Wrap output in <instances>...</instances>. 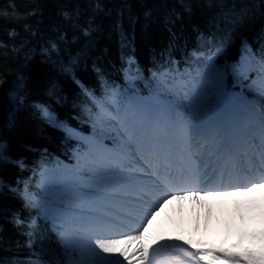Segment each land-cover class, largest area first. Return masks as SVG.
Wrapping results in <instances>:
<instances>
[{
	"label": "trees",
	"instance_id": "trees-1",
	"mask_svg": "<svg viewBox=\"0 0 264 264\" xmlns=\"http://www.w3.org/2000/svg\"><path fill=\"white\" fill-rule=\"evenodd\" d=\"M81 26H90L87 37ZM248 28L264 31V0H0V135L9 144L10 157L0 161V264L31 260L27 222L34 207L25 199L23 184L29 181L36 188L32 174L83 143L80 131L89 127L91 100L81 85L100 96L109 81L123 85L136 77L141 82L153 60L206 34L230 40L217 59L223 65L236 58L239 32ZM62 34L68 39L62 40ZM20 75L27 78L29 106L10 129L8 94ZM35 104L45 105L77 136L53 127ZM65 204L74 207L68 199ZM17 216L28 221L18 226Z\"/></svg>",
	"mask_w": 264,
	"mask_h": 264
},
{
	"label": "snow or ice",
	"instance_id": "snow-or-ice-1",
	"mask_svg": "<svg viewBox=\"0 0 264 264\" xmlns=\"http://www.w3.org/2000/svg\"><path fill=\"white\" fill-rule=\"evenodd\" d=\"M78 15V13L76 14ZM64 16L71 19V15L67 12ZM90 26H81V33L87 37L90 33ZM62 40H67L66 34H62ZM244 48L248 52L246 62L248 70L257 71L261 79V97L264 98V46L261 48L259 57L252 52L247 41H244ZM51 49L56 50L57 45L51 44ZM222 49L217 50L219 54ZM167 69L162 73H153L158 83L161 85L167 81ZM245 78H247L245 76ZM84 94L92 99L97 108L95 114V122L102 129H106L111 135V138L116 142L115 149L108 156V163L118 161L123 163L128 157L135 152L151 151L158 158L161 157V152L158 144L155 142L158 137H150L140 130L137 122H134L133 108L131 104L125 103L120 105L118 97L119 93L115 90L104 98H97L88 89L81 85ZM12 104L11 109L6 116V126L14 129L18 122V114L29 106L28 100V83L27 78L23 75L17 77V83L14 89L8 94ZM41 115L47 121L57 128H62L68 135L77 136L75 130L67 128L55 118L45 105L35 104ZM195 129L189 131L185 142V148L181 153V163L177 167L171 158L170 153H164L162 156L163 163L158 165L151 175L146 179L151 183H145L143 180L129 179L125 176L120 177H95L93 179L82 180L81 187L85 190L88 196H104L110 197L119 195L120 192H135L136 199L143 201L145 196L153 195L152 188H158L159 194L155 195L154 199L144 201L148 207L142 219L154 217L155 211L163 207L160 203H167L164 197L172 198L171 193L180 192L183 195L176 196L177 199H183L185 195L200 197L201 192L206 197L211 196H249L258 189H264V176L260 177V182L242 183L240 175L242 169L239 168L235 157H229L231 166L227 164L219 171V183L210 184L211 177L207 175L209 169L208 164H203L199 159L200 153L193 152L192 146L196 142ZM114 134V135H112ZM259 135L260 142L255 144V137ZM80 138V137H77ZM100 142L99 139H86L89 145H96ZM249 147L252 149V155L249 157V168H254L258 158L259 169L264 172V110L260 113L258 127L251 129L248 135ZM196 147H200L197 143ZM9 148L8 142L0 135V161L8 162L10 157L7 155ZM22 166V164H21ZM160 167L166 169L163 176L159 174ZM203 169V171L201 170ZM133 174L128 173V177ZM215 175V169H213ZM227 176L228 183H224ZM155 177V179H153ZM3 182L0 181V185ZM176 184H185L186 187L177 188ZM208 187H201V185ZM46 195L41 200L33 199L27 192L25 186V199L33 207L39 209L38 217H33L27 227L33 231H29L27 236L30 238L27 242V248L31 250V259L28 264H180L178 260L162 259V250L168 246L175 245L176 241H167L157 243L150 241L149 227L142 225L141 230H133L134 234H125L124 232L115 231V222L112 218L105 214H95L88 208L81 207L82 217L76 222V226L72 229L67 228L66 216L69 212V206L64 203L62 197H58L53 190L54 186L43 184ZM191 188H197V191H189ZM221 188H234L235 191H221ZM12 191H16L12 189ZM127 198H132L128 196ZM86 203V201H82ZM38 218H42L45 222H50L51 231H54L57 237V242L62 249L65 259L60 260L55 250H49L52 254V259H44L47 253L41 247L40 251H35L33 245L35 241L32 237L38 229ZM16 225H23V221L18 217L14 220ZM151 224V219H148V225ZM118 235L119 238H106L109 236ZM251 239L253 242L258 241L259 247L243 248L240 251H229L227 249L217 252L213 249H205L192 241L186 242L191 245V248L180 246L179 252L190 257L195 264H215V261L224 258L229 261V264H264V229L260 232L252 233ZM153 244L156 246L153 247ZM194 249V250H193ZM74 253H79V256H74ZM117 257L115 261L111 257ZM122 258V259H120Z\"/></svg>",
	"mask_w": 264,
	"mask_h": 264
},
{
	"label": "rangeland",
	"instance_id": "rangeland-1",
	"mask_svg": "<svg viewBox=\"0 0 264 264\" xmlns=\"http://www.w3.org/2000/svg\"><path fill=\"white\" fill-rule=\"evenodd\" d=\"M211 72V76L209 75V78L211 80L218 81L217 88H216V94L215 99H213V103L217 102V99L220 101L223 99L225 92L224 86L226 83V72L220 67L212 66L209 68ZM252 89V87H250ZM177 119L180 120L179 116L177 115ZM183 129V128H181ZM71 158L74 159L73 164L76 168L75 170H82L84 168H93L96 172L99 171V169L102 167L100 162H97V166H94V160L95 157L89 156L86 152L74 150L72 152ZM88 159V160H87ZM88 166V167H86ZM95 167V168H94ZM41 183V197H45L46 195H50L45 192L44 188L42 187L43 184L47 183L49 186L53 185L55 183V178L52 175V173H46L43 174L40 178ZM248 200V199H247ZM246 200V202H247ZM167 201V203H162L163 207L159 208V210L155 211V216L151 217V224L152 228L149 232L148 239L150 241H156L157 243H161L163 241L168 240L170 237H178L179 235H190L193 234L196 244H198L200 247H202L203 241H213V237L215 234H218L219 232H215V229H219V226L217 223L221 222V225L225 227L223 230V233L225 234V239L227 240L223 242V245H219L216 241H213L214 244L211 246L210 249L216 250L217 252L227 249L230 251L231 248H234V251H240L243 248H251L248 244H242L240 248L236 246L239 243V240L241 239V236L244 234L242 230H238L236 225V219L233 217L232 219H224V220H216V218L213 216L212 212V205H208V210L200 209L201 205H206L205 200L203 202L196 203H190L189 201ZM248 201H251L252 205L255 210L258 207V211H252L254 213L264 211V206L261 204H253L255 203V199L252 198ZM245 204V203H244ZM248 207L243 206V212L246 211ZM208 212L212 214L211 221L208 219L207 215ZM215 223V227L213 228L212 225ZM195 233V234H194ZM201 239V240H200ZM255 248H258L257 246H252ZM115 257V256H113ZM117 259V257H115ZM122 259V258H120ZM226 259L220 258L216 261H219L220 264H227ZM127 264V262H125Z\"/></svg>",
	"mask_w": 264,
	"mask_h": 264
},
{
	"label": "bare ground",
	"instance_id": "bare-ground-1",
	"mask_svg": "<svg viewBox=\"0 0 264 264\" xmlns=\"http://www.w3.org/2000/svg\"><path fill=\"white\" fill-rule=\"evenodd\" d=\"M255 194L258 195L257 196V201L259 202V204L261 205L262 203L264 204V189H258L257 191H255ZM232 201V208L231 211L229 213H227L228 215H233V217L236 219V225L239 229L243 230V231H250L249 233H246L243 237H242V242H248L249 244H253V243H257L253 242L251 239V234L252 233H259L261 229H264V213H253V215L251 217H246L243 213H242V207L240 205H236V199L233 197H226L224 200H221V205L225 202H227L228 200ZM228 205V204H226ZM208 205H201L200 209L203 210H208ZM223 207V205H222ZM229 208V206H228ZM212 212L214 213L213 216L216 217V214H221L222 209H216L215 207H213ZM208 219L211 221L212 218V214H210L208 212L207 215ZM230 219V217H227V219ZM204 248L205 249H209L210 247V243L209 242H204L203 243Z\"/></svg>",
	"mask_w": 264,
	"mask_h": 264
}]
</instances>
